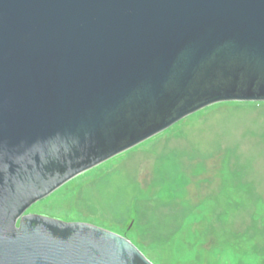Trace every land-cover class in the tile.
Returning <instances> with one entry per match:
<instances>
[{"label":"water","instance_id":"water-1","mask_svg":"<svg viewBox=\"0 0 264 264\" xmlns=\"http://www.w3.org/2000/svg\"><path fill=\"white\" fill-rule=\"evenodd\" d=\"M229 100H264V0H0V264H153L113 231L24 212Z\"/></svg>","mask_w":264,"mask_h":264},{"label":"rangeland","instance_id":"rangeland-1","mask_svg":"<svg viewBox=\"0 0 264 264\" xmlns=\"http://www.w3.org/2000/svg\"><path fill=\"white\" fill-rule=\"evenodd\" d=\"M24 213L108 229L153 264H264V100L209 104Z\"/></svg>","mask_w":264,"mask_h":264}]
</instances>
